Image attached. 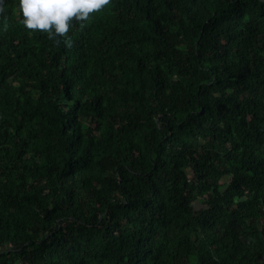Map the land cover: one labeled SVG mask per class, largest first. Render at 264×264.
Here are the masks:
<instances>
[{
  "label": "trees",
  "instance_id": "obj_1",
  "mask_svg": "<svg viewBox=\"0 0 264 264\" xmlns=\"http://www.w3.org/2000/svg\"><path fill=\"white\" fill-rule=\"evenodd\" d=\"M5 9L0 264H264V0Z\"/></svg>",
  "mask_w": 264,
  "mask_h": 264
},
{
  "label": "clouds",
  "instance_id": "obj_2",
  "mask_svg": "<svg viewBox=\"0 0 264 264\" xmlns=\"http://www.w3.org/2000/svg\"><path fill=\"white\" fill-rule=\"evenodd\" d=\"M112 0H19V12L22 25L29 32H45L50 40L63 38L66 47L72 46L68 35L73 21L81 24L91 22L92 17L102 12ZM0 17L5 18L4 31L8 30L6 22L5 0H0Z\"/></svg>",
  "mask_w": 264,
  "mask_h": 264
}]
</instances>
